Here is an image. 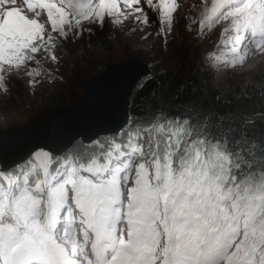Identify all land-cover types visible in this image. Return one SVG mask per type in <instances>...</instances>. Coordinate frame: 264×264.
Segmentation results:
<instances>
[{"label":"snow or ice","instance_id":"obj_1","mask_svg":"<svg viewBox=\"0 0 264 264\" xmlns=\"http://www.w3.org/2000/svg\"><path fill=\"white\" fill-rule=\"evenodd\" d=\"M203 3L197 37L220 29L210 69L264 55V0ZM147 8L168 34L179 0H0V91L51 79L85 23L147 25ZM224 115L169 113L87 156L0 168V264H264V140Z\"/></svg>","mask_w":264,"mask_h":264},{"label":"rangeland","instance_id":"obj_2","mask_svg":"<svg viewBox=\"0 0 264 264\" xmlns=\"http://www.w3.org/2000/svg\"><path fill=\"white\" fill-rule=\"evenodd\" d=\"M179 3L180 8L168 34L162 31L158 13L151 8L145 9L150 21L147 25L131 20L121 26L109 20H105L102 26L85 23L81 36L61 42L57 49L60 57L56 66L58 71L51 79L31 88L25 79L7 81V91H0V129L38 123L57 108L55 103L61 102V106H66L76 102L85 92L88 79L101 72L108 62L139 59L149 66L150 71L165 73L167 67L175 65L172 62L175 61L185 68L198 65L207 71L216 69L220 75L237 79L246 71L261 68L264 55L256 54L234 69H210L206 57L216 51L220 29L206 33L205 37H197L196 25L192 21L200 18L203 0H179ZM219 54L221 57L226 55L222 50ZM129 119L134 121L130 103L124 126ZM103 137L99 135L85 144L98 145ZM44 152L47 151L36 150L24 162L27 163L34 154L42 156Z\"/></svg>","mask_w":264,"mask_h":264},{"label":"trees","instance_id":"obj_3","mask_svg":"<svg viewBox=\"0 0 264 264\" xmlns=\"http://www.w3.org/2000/svg\"><path fill=\"white\" fill-rule=\"evenodd\" d=\"M174 66L167 67L165 73L153 72L143 78L130 96V105L134 121H128L119 135L130 129L143 126L156 117H165L169 113L183 114L199 118L207 113V118L220 117L234 121L233 134L236 137L245 135L242 122L247 127V136L264 140V62L261 68H253L244 72L239 78L220 75L217 70L207 71L202 66L184 67L172 61ZM61 102L54 104L60 107ZM135 123V126H132ZM216 131V129H213ZM117 133V134H118ZM105 136L102 142L111 140L113 136ZM98 145L85 144L82 140L75 141L58 159L65 156L90 155ZM24 162L22 164L25 165ZM20 166L12 168L17 170Z\"/></svg>","mask_w":264,"mask_h":264},{"label":"water","instance_id":"obj_4","mask_svg":"<svg viewBox=\"0 0 264 264\" xmlns=\"http://www.w3.org/2000/svg\"><path fill=\"white\" fill-rule=\"evenodd\" d=\"M150 72L149 66L139 59L108 62L101 72L88 79L85 92L76 102L57 107L38 123L0 129V168L10 169L36 150L61 155L79 138L88 143L99 135L117 134L127 122L133 90ZM91 124L95 129L86 132ZM68 129L75 131L53 147L51 141ZM17 147H21L20 153L11 158Z\"/></svg>","mask_w":264,"mask_h":264},{"label":"bare ground","instance_id":"obj_5","mask_svg":"<svg viewBox=\"0 0 264 264\" xmlns=\"http://www.w3.org/2000/svg\"><path fill=\"white\" fill-rule=\"evenodd\" d=\"M87 127H88V125H87ZM93 128L95 129V127H94V125H90V129L88 130H85L86 132L88 131H92L93 130ZM80 129V128H79ZM79 129H77L76 128V130H79ZM73 131H75L74 129H68L67 130V132L66 133H64V134H62V136H59L58 137V139H55V140H52L51 141V143H52V145H54L53 147H55L56 145H60L63 141H65V139L70 135V134H72L73 133ZM81 132V131H80ZM83 133H85V132H83ZM84 135H87V134H84ZM21 148V147H20ZM20 148L19 147H17V149H18V151H12L11 152V158H13V157H15L17 154H19L20 153ZM21 151H22V149H21Z\"/></svg>","mask_w":264,"mask_h":264}]
</instances>
